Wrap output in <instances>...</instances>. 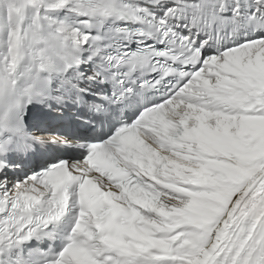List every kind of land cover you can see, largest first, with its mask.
I'll return each mask as SVG.
<instances>
[{
	"label": "snow or ice",
	"instance_id": "6c2138e0",
	"mask_svg": "<svg viewBox=\"0 0 264 264\" xmlns=\"http://www.w3.org/2000/svg\"><path fill=\"white\" fill-rule=\"evenodd\" d=\"M0 264H264V0H0Z\"/></svg>",
	"mask_w": 264,
	"mask_h": 264
}]
</instances>
